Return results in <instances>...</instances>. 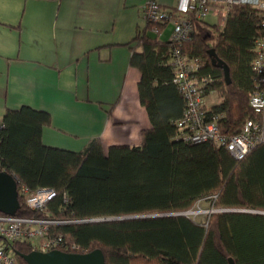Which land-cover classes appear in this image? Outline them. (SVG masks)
Instances as JSON below:
<instances>
[{
  "label": "trees",
  "instance_id": "obj_1",
  "mask_svg": "<svg viewBox=\"0 0 264 264\" xmlns=\"http://www.w3.org/2000/svg\"><path fill=\"white\" fill-rule=\"evenodd\" d=\"M259 20L257 9L236 4L221 27L193 20L191 39L180 45L199 60L195 74L206 78L204 93L219 96L207 118L228 135L254 117L249 97ZM148 30L149 23L138 27L122 44L140 71L138 98L151 124L139 144L105 147L94 137L80 150L47 145L42 129L51 123L49 112L29 105L5 109L0 171L17 181L16 215L57 221L49 235L79 246L70 252L100 248L105 264H229V257L234 264H264V212H258L264 211V142L235 159L211 141L182 139L176 120L186 102L172 80L174 41ZM210 48L228 64L229 83L212 64ZM22 185L28 192L50 187L55 196L44 210L31 209ZM206 197L218 210L200 221L180 213ZM1 242L18 264H27L22 254L34 249L31 241Z\"/></svg>",
  "mask_w": 264,
  "mask_h": 264
},
{
  "label": "crops",
  "instance_id": "obj_2",
  "mask_svg": "<svg viewBox=\"0 0 264 264\" xmlns=\"http://www.w3.org/2000/svg\"><path fill=\"white\" fill-rule=\"evenodd\" d=\"M119 1L141 10L145 0ZM83 6L74 0H0V118L6 108L22 105L45 110L51 123L42 129L43 143L71 150L94 137L105 147L139 144L151 124L138 98L140 71L122 45L138 23L130 38L107 37L104 12Z\"/></svg>",
  "mask_w": 264,
  "mask_h": 264
},
{
  "label": "built area",
  "instance_id": "obj_3",
  "mask_svg": "<svg viewBox=\"0 0 264 264\" xmlns=\"http://www.w3.org/2000/svg\"><path fill=\"white\" fill-rule=\"evenodd\" d=\"M240 3L259 11L262 34L255 40L252 60L254 89L250 93L249 105L254 117L246 119L239 132L228 135L221 132L215 119L207 118L208 107L203 89L206 78L195 74L199 60L183 52L180 45L191 39L193 20H204L209 13H213L221 14L224 22L231 7ZM141 11L151 25V31L160 34V27L167 23L173 27L170 37L174 41L172 80L186 102L182 115L176 120L181 138L190 142L211 141L225 147L235 159L243 158L250 149L264 142V0H174L173 3L145 0ZM21 188L31 209L44 210L46 203L55 196V190L50 187H40L32 192L23 186ZM56 222L49 218L0 213V264H18L1 241L29 240L34 249L40 251H68V247L78 250V245H68L61 235H49V225Z\"/></svg>",
  "mask_w": 264,
  "mask_h": 264
},
{
  "label": "rangeland",
  "instance_id": "obj_4",
  "mask_svg": "<svg viewBox=\"0 0 264 264\" xmlns=\"http://www.w3.org/2000/svg\"><path fill=\"white\" fill-rule=\"evenodd\" d=\"M74 2H75V7L77 5L85 4V6L83 7H85L89 12H93L95 6H98V8L100 7L99 8L100 12L101 11L104 12L103 24H106L105 32L107 34L106 35L107 37H111L112 35H115L121 37L128 36L130 38L132 37V32L134 31V27L136 23H138L140 29H143V27L147 23L145 17L142 14V11L139 10L140 6L136 7V5H134L132 6V9L123 8L122 2L119 0H114L110 2L107 0L106 1L100 0V4L95 0H88V2L85 1L82 4L79 3V0H74ZM204 21L209 25L216 24L218 27H221L224 23L221 19V16L215 17L212 15V13H209L205 17ZM172 28H173L172 24L167 23L161 29L159 37L161 39H169L172 36ZM218 101H219V96L215 91L208 92L205 95L206 107H209V105L215 104ZM212 210L213 211L215 210V208L212 206V201L206 197L196 201L193 207L188 210L187 214L192 215L193 218L200 221L206 213L208 214Z\"/></svg>",
  "mask_w": 264,
  "mask_h": 264
},
{
  "label": "water",
  "instance_id": "obj_5",
  "mask_svg": "<svg viewBox=\"0 0 264 264\" xmlns=\"http://www.w3.org/2000/svg\"><path fill=\"white\" fill-rule=\"evenodd\" d=\"M209 53L212 56V64L223 69V76L226 83H229L230 70L228 64L216 55L213 48L209 49ZM19 206L17 181L10 173L1 170L0 213L15 215ZM258 212L264 211L258 210ZM180 213L187 214L188 210ZM16 253L19 254V252ZM22 256L27 264H105V257L100 248H95L86 252H70L61 249L40 251L33 249L29 253L22 254ZM228 260L229 264H234L232 257H229Z\"/></svg>",
  "mask_w": 264,
  "mask_h": 264
}]
</instances>
